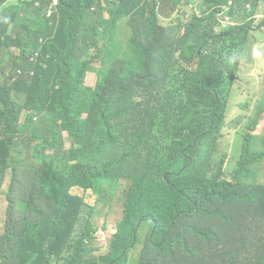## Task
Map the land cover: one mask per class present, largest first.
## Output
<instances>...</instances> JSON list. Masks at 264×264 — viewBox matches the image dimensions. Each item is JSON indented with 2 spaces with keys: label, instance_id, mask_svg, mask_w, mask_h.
<instances>
[{
  "label": "trees",
  "instance_id": "obj_1",
  "mask_svg": "<svg viewBox=\"0 0 264 264\" xmlns=\"http://www.w3.org/2000/svg\"><path fill=\"white\" fill-rule=\"evenodd\" d=\"M53 1L0 0V264H264V131L222 148L253 22H218L264 0H189L171 24L164 6L185 0H58L48 18ZM263 113L264 94L249 130ZM120 188L103 252L99 204Z\"/></svg>",
  "mask_w": 264,
  "mask_h": 264
},
{
  "label": "rangeland",
  "instance_id": "obj_2",
  "mask_svg": "<svg viewBox=\"0 0 264 264\" xmlns=\"http://www.w3.org/2000/svg\"><path fill=\"white\" fill-rule=\"evenodd\" d=\"M186 1L178 7H174L170 2H168L165 6V14L168 18H164V23H173L175 22L183 13L187 14L189 8L186 6ZM193 6L197 8L195 11L197 14H201L202 9L200 8L203 4L204 0H193ZM160 3V12L162 13V4ZM107 6L103 3L104 16L105 20L109 17V12L106 10ZM2 7H0V10ZM262 9L264 10V5H262ZM228 18V17H227ZM191 18H187L186 22L190 21ZM91 19L88 17L86 23L89 24ZM245 22L240 25L243 26ZM251 37L253 39L252 49L248 50L246 54L241 58L239 65V72L236 80L239 82L240 87L237 91V94L234 100L231 103L232 109L229 114L227 120V127L225 128V145L222 146L223 149H227L228 154L231 155L234 150L237 148L236 154L238 156L242 153L243 141L247 134L250 136H260L264 131V113L260 120V124L257 129L252 131L249 130L246 126V123L253 117L256 108L259 107V100L261 99V95L264 94V28L251 30ZM104 35L103 31L97 35L98 45L101 47ZM97 47L94 49L92 55L89 57L88 62L92 67L101 68L103 65V60L105 58L106 49ZM101 50V52H100ZM112 54H115V50L111 49ZM100 53V56L97 55ZM254 53H258V55H253ZM14 55H17V51L13 52ZM262 75V76H261ZM97 75L93 72H89L87 74L86 84L87 86L94 84L97 79ZM66 140V148L68 149L71 145V140L67 133H65ZM259 148V146H258ZM259 169L261 170V181L264 182V160L259 165ZM12 176V171L8 170L6 175V180L4 186L0 192V237L4 232V221L6 216V192L10 185ZM72 192L76 195L84 196L88 203L94 205L97 197L92 192H84L81 189L72 190ZM122 192L123 188H120L116 191L115 195L111 198L110 203L108 205H103L101 202L99 206L101 207V211L99 212L97 218V225L99 228L98 233V246L102 249L103 252H107L108 246L111 242V239L116 231L117 224L121 220L123 216V200H122ZM142 238H145V232L140 233ZM143 247L139 244L134 251V256H137L140 249ZM125 252V251H124ZM165 264H170V260Z\"/></svg>",
  "mask_w": 264,
  "mask_h": 264
},
{
  "label": "clouds",
  "instance_id": "obj_3",
  "mask_svg": "<svg viewBox=\"0 0 264 264\" xmlns=\"http://www.w3.org/2000/svg\"><path fill=\"white\" fill-rule=\"evenodd\" d=\"M58 3H59L58 0H54V1L49 5V7H48V9H47V17H48V18H51L54 14H56V13L58 12V9H57ZM248 5H250V4H248ZM262 5H264V4H261V5L259 6L257 12H259V11H264V10L262 9ZM250 6H251V5H250ZM246 10H247V13L249 14V13H251L252 7H251V9L249 10V9H247V6H246ZM257 12H256V13H257ZM256 13H255V14H256ZM255 14H253V15H249V16H247L245 19H243L242 17L239 16L238 13H236L235 16H234V17H231V18H232V20H233L234 22H238L239 26L242 25L244 22H245V23H247V22H253V27L257 28V25H256L255 21H254V20H251V17L254 16ZM260 25H262V24H260ZM262 27H263V25H262ZM253 55H254V56H255V55H258V53H254ZM230 62H231V61H230ZM90 72H92V71H90ZM93 73H94V72H93ZM87 74H88V73H87ZM97 80H98V78H97ZM95 86H96V85H95ZM95 86H94V87H95Z\"/></svg>",
  "mask_w": 264,
  "mask_h": 264
},
{
  "label": "built area",
  "instance_id": "obj_4",
  "mask_svg": "<svg viewBox=\"0 0 264 264\" xmlns=\"http://www.w3.org/2000/svg\"><path fill=\"white\" fill-rule=\"evenodd\" d=\"M247 9H251V6L250 5H247ZM228 17V18H227ZM251 20H254L256 25H258V23L262 24L263 25V28H264V11H259L257 12L254 16L251 17ZM228 22V21H233L231 17L229 16H226L225 18H220L218 20V22Z\"/></svg>",
  "mask_w": 264,
  "mask_h": 264
},
{
  "label": "crops",
  "instance_id": "obj_5",
  "mask_svg": "<svg viewBox=\"0 0 264 264\" xmlns=\"http://www.w3.org/2000/svg\"><path fill=\"white\" fill-rule=\"evenodd\" d=\"M89 73V72H88ZM87 79V78H86ZM97 84V79H96V81L94 82V84H91V85H89L90 87H94L95 85Z\"/></svg>",
  "mask_w": 264,
  "mask_h": 264
}]
</instances>
